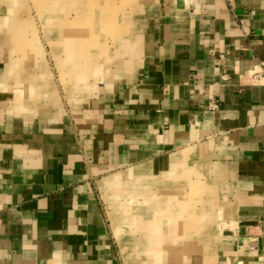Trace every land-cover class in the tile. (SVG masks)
Instances as JSON below:
<instances>
[{"label": "crops", "instance_id": "0c3cea01", "mask_svg": "<svg viewBox=\"0 0 264 264\" xmlns=\"http://www.w3.org/2000/svg\"><path fill=\"white\" fill-rule=\"evenodd\" d=\"M20 4L0 0V264H264V0H137L114 43L57 32L67 101L13 53ZM102 191L133 194L120 251Z\"/></svg>", "mask_w": 264, "mask_h": 264}, {"label": "rangeland", "instance_id": "374dc122", "mask_svg": "<svg viewBox=\"0 0 264 264\" xmlns=\"http://www.w3.org/2000/svg\"><path fill=\"white\" fill-rule=\"evenodd\" d=\"M134 2H137V0H62L56 5L58 11L56 12L53 10L54 3L51 0L47 2L44 0H23L24 9L21 4L19 7L26 13L18 14L20 16L19 23L22 24V28L18 32H22V38L20 35V38L12 39L16 44L21 42V45L14 46L13 53L17 58H21L19 63L23 59V64L33 66L32 70L35 73L38 72L39 65L45 64L46 70H44L47 73L46 77L49 83H51V86L56 85L67 101L69 87L71 86L69 67L65 65L67 68H63L57 62L56 55L60 49L58 45L53 44L52 37L57 32L61 38H69L71 35L73 37L76 35L86 37V32H88V34H92L91 37H94V42L102 37H109L111 42L114 43L120 30L117 23L124 16L121 15L120 9L123 7L128 9ZM74 6L80 7L82 12L78 15L72 14L70 8ZM114 21L115 24H111ZM92 27H94V30ZM100 49L101 47H94V53L99 54ZM132 195H125V198L119 201L112 192L110 195L103 191L99 194V201L106 215L111 237L117 251H120L124 242V238L121 236L123 231L120 233L121 227L117 221V216L133 207ZM196 208L195 205H190L191 211L189 213H191V217L197 212ZM133 225L134 222L127 228L132 230ZM221 227H224L223 223L218 225V228ZM191 228H194V226ZM127 240L134 241L135 239L130 238ZM145 264H149V262Z\"/></svg>", "mask_w": 264, "mask_h": 264}]
</instances>
